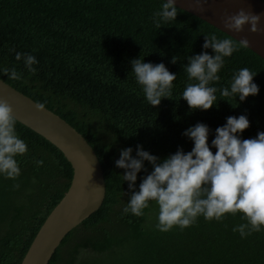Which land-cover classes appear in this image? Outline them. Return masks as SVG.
Instances as JSON below:
<instances>
[{
  "label": "trees",
  "instance_id": "1",
  "mask_svg": "<svg viewBox=\"0 0 264 264\" xmlns=\"http://www.w3.org/2000/svg\"><path fill=\"white\" fill-rule=\"evenodd\" d=\"M160 2L0 0V67L15 66L22 74L20 80L0 79L80 132L96 152L106 182L100 208L66 235L49 264H264V228L241 238L232 231L246 222L239 212L226 213L220 221L198 216L183 230L174 226L160 232L154 227L153 202L139 217L121 211L130 191L121 179L124 169L114 165L121 148L131 146L135 155L140 144L160 158L178 146L189 151L192 142L181 134L187 127L206 123L210 143L229 115H247L250 124L242 139L264 131V59L239 48L224 58L220 80L214 82L218 89L227 86L234 71L247 67L256 73L258 94L240 102L217 91L212 107L190 110L180 98L188 82L182 68L187 57L212 54L201 47L204 34L239 41L179 7L174 20L157 28L150 17ZM15 51L36 57L34 73L14 59ZM139 56L163 62L177 74L171 98L154 107L130 72V61ZM16 131L28 151L16 158L21 173L15 180L0 176V264H21L73 177L72 165L55 145L19 121ZM34 159L44 164L36 167ZM145 167L151 171L147 161ZM144 174H137V185Z\"/></svg>",
  "mask_w": 264,
  "mask_h": 264
},
{
  "label": "clouds",
  "instance_id": "2",
  "mask_svg": "<svg viewBox=\"0 0 264 264\" xmlns=\"http://www.w3.org/2000/svg\"><path fill=\"white\" fill-rule=\"evenodd\" d=\"M206 2L196 0L198 7ZM177 9L176 0H161L150 19L160 28L177 17ZM260 20V13L244 8L222 17L224 28L234 32H241L245 24L250 25L251 32L264 31L259 27ZM248 46L246 37L237 44L227 37L218 38L215 33L204 34L201 47L205 50L210 48L212 54L201 51L189 55L188 62L182 66L188 82L180 98L186 101L190 110L212 107L217 102V91L221 97H235L240 102L249 95L258 94L259 86L253 80L256 73L247 67L234 71L227 86L218 89L214 83L220 80L218 73L224 65V58ZM14 59L22 61L28 73L36 71L33 65L38 61L33 54L15 51ZM176 60L173 56L170 62L175 63ZM130 63V72L148 104L154 107L163 98H171L176 73L169 71L163 62H147L140 56ZM0 75L14 81L22 78L15 66L0 67ZM42 107L41 104L36 105L37 109ZM17 122L12 106L0 98V176L12 180L21 173L16 158L28 151L25 140L16 131ZM249 124L245 114L229 115L223 125L215 128L214 138L209 143V126L197 122L181 133L191 140V149L184 151L178 146L174 153L163 158L145 150L140 144L135 146V155H132L131 146L121 148L114 165L124 169L121 179L128 182L130 190L122 213L142 216L144 209L153 202L157 208L154 227L157 231L167 232L174 226L183 230L198 216L206 221H220L226 213L235 215L239 212L246 222L234 225L233 232L244 238L261 231L264 228V131H258L254 138L242 139L240 134ZM145 161L151 165V171L145 167ZM34 163L40 167L44 160L34 159ZM142 170L145 174L137 185V174Z\"/></svg>",
  "mask_w": 264,
  "mask_h": 264
},
{
  "label": "water",
  "instance_id": "3",
  "mask_svg": "<svg viewBox=\"0 0 264 264\" xmlns=\"http://www.w3.org/2000/svg\"><path fill=\"white\" fill-rule=\"evenodd\" d=\"M177 6L215 26L239 41L247 38L248 48L264 59V31L251 32L245 24L241 32L224 28L222 17L239 9L261 14L264 29L263 0H207L198 7L196 0H176ZM0 98L9 102L17 121L38 132L63 152L73 168L67 192L50 212L33 239L21 264H49L66 235L102 205L106 182L100 160L86 138L72 125L0 79Z\"/></svg>",
  "mask_w": 264,
  "mask_h": 264
}]
</instances>
